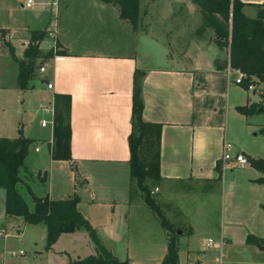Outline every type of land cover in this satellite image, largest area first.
I'll return each mask as SVG.
<instances>
[{"label":"crops","instance_id":"obj_1","mask_svg":"<svg viewBox=\"0 0 264 264\" xmlns=\"http://www.w3.org/2000/svg\"><path fill=\"white\" fill-rule=\"evenodd\" d=\"M42 1L47 2L49 0ZM239 1L245 4L242 13L250 19L256 17L264 2V0ZM20 2L22 3V1ZM20 2L19 7L23 9ZM65 2L66 0H58L53 11L52 9L42 10L40 7L29 9L30 16H28L26 24L23 23L19 30L7 31L0 28V30L5 31L4 34H0V40L12 48L17 59H20L22 55L18 46L23 48L27 43V39H20L22 31H26L27 34L29 30H44L51 26L56 32L54 44L51 42L46 48H43L42 39L38 42V48L46 52L54 46L56 50L63 52L62 54H54L48 59V65L44 72L48 71L49 76L45 78L44 82L51 84V88L45 87L50 91L49 110L54 93H65L71 96L70 150L72 161L50 159L51 128H49L46 138L42 135L36 138L24 136L37 140V142H44L46 151L44 159H47L48 166L38 167L40 171L46 172L44 182L51 180L54 163L65 168L73 186V193L70 197L78 196L77 210L91 225L98 222L95 211L107 210L106 207L109 208L114 204L113 209L107 210L109 213L114 212L117 198L120 199L118 202H121L125 209L124 219L130 216L129 213L136 206L142 207L132 200L130 179L127 180L129 187H126L125 191H121L111 189L112 184L109 183L107 177L109 172L120 171L121 169L127 170L129 176L127 139L131 129L132 77L135 68L143 70L145 74L142 79L144 100L142 117L146 121L161 124L160 179L151 189V195L169 224L174 229H180V233H176L178 236V259L181 261L180 246L184 247L183 250L186 254L182 256L187 259L189 256V232L195 231L193 225L189 223V220L194 217L191 215L194 210H189V195L195 192L194 187L196 185L207 186L217 182L215 166L219 163L223 171L221 145L224 140L231 142L235 150L243 153L247 159L248 157L257 158L248 142L255 126L249 122L248 117L252 115L241 114L236 109L237 106L249 105L257 101H249L248 95H245L243 91L251 90L234 82L237 74L236 71H228V62L225 69H217V62L222 63L228 58V50L225 49V55L222 56L221 49L215 45L214 41L212 42L214 48H210L211 51L207 48L209 46H202L205 39L204 35L210 33L213 35L212 32L206 30L192 36L194 31L201 26L202 18L198 7L191 0H155L147 10L141 11L138 29L136 31L132 29V32L136 35L145 36L158 33L167 37L165 46L168 55L166 58L170 62L157 66L141 63L139 61L141 58L137 56L138 53L121 54L89 48L72 49L70 28L72 22L79 16L73 15L72 9ZM95 2L89 7L93 10L90 16L92 20L109 21L121 26L124 24L122 22H127L120 19L116 7L102 3L100 0H95ZM178 2L179 5L175 6ZM175 7L181 8L180 13L175 14ZM142 23L143 26L140 27ZM172 23L175 25L169 28ZM153 26L158 31H153ZM184 35L187 37L185 38L186 45L177 48L175 42L184 38L182 37ZM56 43L59 44L58 47H55ZM0 58L14 62L16 67L12 73L15 83L5 87V84L1 82L0 91H8L11 86L18 89L16 85V62L10 56L1 53ZM233 75H235L234 78ZM33 87L31 85V88ZM34 148L39 151L37 146ZM71 164L75 166L76 171L72 170ZM246 165L253 168L249 162ZM230 167L235 168L236 166L230 163L224 169ZM253 169L256 172L252 175L250 185L254 190H257L258 195L254 200V212L251 214L250 225L247 227L244 223L236 222L239 221L236 218L238 214H234L235 221L228 224L227 237L224 229L222 231L221 221V223L219 222L221 226L218 224L214 230L217 240L206 237L205 244L207 239H212L214 245H217L214 241L216 240L219 247H221L220 240H223V244L241 243L237 241L241 231L244 236V243L247 234L264 238V210L262 208L264 205V183L255 181L262 176V173L255 168ZM75 172L78 176V182L83 179L85 183H77ZM28 173L30 171L23 159V168L20 174L23 183L20 185L22 190L27 191L26 187H28L32 192L29 185L30 181L26 180ZM35 183L42 182L36 180ZM18 191H21L19 187ZM21 194L24 199L23 193ZM44 195L52 200L69 198L68 196L53 199L50 195V189ZM140 195L138 191L142 205H146ZM0 197L3 212V195ZM26 204L29 209L32 208V202L30 205ZM156 217L160 227V240L166 244L170 231L161 225L157 214ZM3 234L6 235V233ZM79 235L83 236L85 232L75 231L60 234L58 237L70 238ZM184 235L186 237L182 238ZM101 238L104 242L102 235ZM89 242L95 252V247L90 239ZM162 246L161 249L164 250V245ZM256 250L259 254L261 251L264 254V249L256 248ZM26 255H30L29 251L26 252ZM163 256L159 259L160 262ZM255 263L264 264L260 259Z\"/></svg>","mask_w":264,"mask_h":264},{"label":"rangeland","instance_id":"obj_2","mask_svg":"<svg viewBox=\"0 0 264 264\" xmlns=\"http://www.w3.org/2000/svg\"><path fill=\"white\" fill-rule=\"evenodd\" d=\"M20 1L23 2V0H0V28L7 31L19 30L23 23L26 24L28 16H30V10L21 9L19 7ZM94 2L95 0H66L65 2L72 9L71 13L79 16L72 22V27L70 28L72 49L89 48L121 54L138 53L137 56L141 58L139 61L146 65L157 66L170 62L166 58V55H168L165 46L167 37L158 33H152L147 36L136 35L132 32V27L128 22H122L124 24L121 26L109 21L92 20L90 16L93 10L89 7ZM140 2L141 12L147 10L153 1L140 0ZM178 5L179 2L175 4V6ZM180 9L175 7V14L180 13ZM171 25L169 28L173 27L175 23ZM142 26L143 23L140 27ZM155 26H153L152 30L158 31ZM174 30L176 31L177 29ZM31 31L29 30L27 34L25 33L26 31H22V35H20L21 40L27 39L25 47L18 46L20 54L23 53V50L29 44ZM4 32L0 30V34H4ZM196 35H198L197 30L194 31L192 36ZM213 36L211 33L204 35L205 39L203 38L202 42V46H209L207 48L210 51L212 47L214 48L212 42L214 41L215 43V39ZM182 37L184 38L180 37L181 39L175 42L177 48H182L186 45L185 38L187 37L185 35ZM42 39V47L46 48L51 41L46 39L45 34ZM40 52L44 53L41 50ZM220 52L222 56L225 55L223 49ZM0 53L9 56L7 45L3 40H0ZM45 61L47 59L41 58L37 60L38 66ZM5 64L7 65L5 66ZM15 70L14 62L0 58V83H4L5 87L14 84L15 80L12 73ZM48 76V71L39 73L35 70L29 80V88L19 90L11 86L8 91H0V137H16L18 130L21 135L29 138H36L41 135L47 137L49 125L40 127L39 123L41 120L50 119L48 109L50 107V91L45 88L44 82ZM234 77L235 75H233ZM31 85L34 87L31 88ZM255 88L256 91H242L245 95H248L249 101H257V104L262 103L264 109V85L256 83ZM248 116H251L248 117L249 122L255 125L248 142L254 151V155L257 158L264 159V133L261 132L260 128L264 125V110ZM34 146H37L39 151L35 152L33 150ZM45 152L44 142L32 140L24 158V164L30 171L26 180L30 181L29 185L33 194L44 195L50 189V195L53 199L70 197L73 193L71 178L68 177L66 169L57 163L53 165L50 181L35 183L37 179L34 173L40 170L41 167L48 166L47 159H44ZM255 172L249 165L244 168L230 167L223 169L221 179H218L217 182L207 186L196 185L194 187V194L189 195V210H194L191 213L194 217L189 220V223L193 225L195 231L189 232L188 258L186 259L182 256L186 253H184V247L180 246L181 261L178 259L177 264H257L255 261H258V259L264 263L263 252L261 251L259 254L256 250V248H260L253 243L246 242L249 234L245 237V243L241 231L237 238V241L241 243L222 244L219 247L216 242V233H214L215 227L222 221V226L220 224L219 226H221L222 231L224 229L227 237L228 224L231 221H235L234 214H238L236 218L239 221L236 222L244 223L247 227L250 225L252 221L250 219L252 217L251 214L254 212V200L258 195L257 190H254L250 185V180ZM108 174V181L112 184L111 189L125 191L126 187H129L127 180L130 179V176H128L127 170L121 169ZM81 182L85 183L83 179H81ZM148 183L150 189L156 184V182L151 180ZM18 187L22 191L20 192L23 193L26 203L30 205L29 193L22 190L21 186ZM131 191L133 193V202L135 204L139 203L142 207L136 206L129 213L130 216L124 219L125 209L123 204L118 202L120 199L117 198L116 208L113 213H109L107 210L113 209L114 204L109 208L106 207L107 210L95 211L98 222L97 224L94 222L92 226L103 245L117 259L126 260L129 264H160L159 259L164 254L166 244L160 240L158 219L155 212L147 205H142L135 183H131ZM2 195L3 192L0 190V196ZM140 196L143 198L142 195ZM177 230L180 229L175 228L173 233H177ZM3 233H6V235L3 236ZM168 235H171V231ZM185 237L186 235L182 236V238ZM206 237L216 239L214 241L217 245L213 243L211 246H206ZM177 239L178 236L176 237V242ZM162 245H164V250L161 249ZM44 246V225L41 223L25 224L19 217L5 216L2 212L0 197V264H69L74 261L73 259L77 260L78 257L80 259L95 253L86 232L83 236L79 235L70 238L60 236L48 249H45ZM19 251L24 252V254L18 255ZM27 251L30 253L29 256L26 255Z\"/></svg>","mask_w":264,"mask_h":264},{"label":"trees","instance_id":"obj_3","mask_svg":"<svg viewBox=\"0 0 264 264\" xmlns=\"http://www.w3.org/2000/svg\"><path fill=\"white\" fill-rule=\"evenodd\" d=\"M102 3L116 7L119 17L127 21L136 31L140 22V0H100ZM155 1V0H152ZM202 18V24L197 33L209 30L214 35L215 44L219 49L228 50L229 66L245 74L240 85L247 89L252 83L264 85V2L254 19L247 18L242 13L245 4L239 0H192ZM44 36L43 30L31 31L29 44L23 50L20 59L14 56L13 50L7 46L9 56L16 62V85L18 89L30 87L29 80L37 70L39 59H49L54 54H62L55 48L41 53L38 42ZM59 44H55L58 47ZM227 61V62H228ZM226 64L217 62V69L223 70ZM145 72L135 68L132 77L129 148V176L143 196L145 204L157 214L160 223L171 231L167 239L166 253L160 264H177L178 249L174 228L163 216L160 207L151 195L149 180L157 182L160 160L161 124L143 119L144 100L142 96V79ZM262 103L237 106L239 113L250 115L259 112ZM70 110L71 96L65 93H54L51 98V143L49 157L52 160L72 161L70 141ZM264 133V125L261 127ZM31 139L21 135L18 130L13 138L0 137V190L3 192V212L7 216L19 217L25 224H43L45 228V249L56 241L60 234L85 231L95 247V254H90L70 262L69 264H129L126 260L117 259L102 243L94 227L77 210L78 196L52 200L47 195L36 196L28 187L32 208L29 209L18 186L23 183L20 174L23 159ZM249 164L262 173L255 181L264 183V159L248 157ZM73 171L76 168L71 164ZM217 179H221V166L216 164ZM78 184V176L75 172ZM264 209V205L262 206ZM175 232V231H174ZM246 242L253 243L264 249V238L249 234Z\"/></svg>","mask_w":264,"mask_h":264},{"label":"built area","instance_id":"obj_4","mask_svg":"<svg viewBox=\"0 0 264 264\" xmlns=\"http://www.w3.org/2000/svg\"><path fill=\"white\" fill-rule=\"evenodd\" d=\"M57 1L58 0H49L47 2L42 1V0H23V2L21 3V7L25 10L40 7V8H42V10L52 9V11H53L56 8ZM43 31H44L46 39L50 40L54 44L55 36H56V34H55L56 32H55L54 27L51 26V27H48L47 29L45 28ZM51 48L54 49V46H52ZM47 65H48V59L43 64H41L37 67V71L44 72ZM228 71H236L237 75L234 78V82L237 84H240L241 81L243 80V78H245L244 73L240 72L239 70H235V69L230 68L229 61H228ZM45 87L47 89H49V88H51V84L49 82H46ZM255 87H256L255 83H252V84H249L247 86V89L251 90V91H256ZM49 111L51 113V108ZM51 114H50L49 120H41L40 121V126L44 127L46 125H49V127L51 128V125H52ZM34 151H37V148H34ZM221 161H222V168L223 169L225 167H227V164H230V163L236 167H243L246 164H248V160L244 156V154L239 152V151H236L234 148V145L227 140H224L222 142V145H221ZM155 190H157V189H155ZM3 236H5V234H3ZM212 244H213V240L207 239L206 245H212ZM219 244L222 245L223 240H220ZM23 254H24V252H22V251L18 252V255H23Z\"/></svg>","mask_w":264,"mask_h":264},{"label":"water","instance_id":"obj_5","mask_svg":"<svg viewBox=\"0 0 264 264\" xmlns=\"http://www.w3.org/2000/svg\"><path fill=\"white\" fill-rule=\"evenodd\" d=\"M222 63L227 64V59L223 60ZM263 110H264L263 106H261L259 112H262ZM34 176L38 180V182H44L46 178V172L44 171L41 172L40 170H38L34 173ZM177 233H180V230H177Z\"/></svg>","mask_w":264,"mask_h":264}]
</instances>
